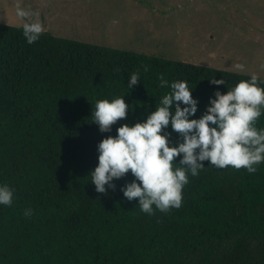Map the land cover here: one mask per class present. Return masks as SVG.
Segmentation results:
<instances>
[{"label": "trees", "instance_id": "16d2710c", "mask_svg": "<svg viewBox=\"0 0 264 264\" xmlns=\"http://www.w3.org/2000/svg\"><path fill=\"white\" fill-rule=\"evenodd\" d=\"M133 73L140 81L130 89ZM160 76L189 82L199 100L190 118L215 91L251 77L49 32L28 44L22 27L0 24V184L15 189L13 204L0 205V264H264V163L249 174L205 161L189 174L182 206L153 215L120 191L130 172L105 194L91 183L98 143L146 119L170 91ZM121 96L127 118L101 133L96 101ZM255 126L264 128V115Z\"/></svg>", "mask_w": 264, "mask_h": 264}, {"label": "clouds", "instance_id": "9594fccd", "mask_svg": "<svg viewBox=\"0 0 264 264\" xmlns=\"http://www.w3.org/2000/svg\"><path fill=\"white\" fill-rule=\"evenodd\" d=\"M16 17L23 21V36L28 44L39 40L45 31L38 10L16 5ZM237 70L245 65L237 63ZM264 67V65H262ZM161 88L170 91L160 99L146 119L134 125L122 124L115 136L103 138L97 145L98 164L90 171L91 183L98 193L116 189L114 180L129 172L134 179L120 188L123 196L132 201L138 198L139 209L147 215L154 210L166 213L179 209L183 202V188L192 177L199 175L208 161L211 167L236 170L245 169L254 174L257 165L264 163V128L258 129L256 121L264 115V87L256 74L239 81L225 94L217 90L209 97L205 112L199 118V100L193 98L187 80L171 83L159 78ZM140 81L139 73L128 79L132 89ZM210 83L226 85L224 79ZM183 105V107H182ZM174 107V111H173ZM130 105L124 96L97 100L91 116L101 133L111 132L112 126L127 118ZM172 132L178 133L176 143H171ZM179 157L178 162H174ZM15 189L7 183L0 184V205L11 206ZM32 210L25 211L31 216Z\"/></svg>", "mask_w": 264, "mask_h": 264}, {"label": "rangeland", "instance_id": "374dc122", "mask_svg": "<svg viewBox=\"0 0 264 264\" xmlns=\"http://www.w3.org/2000/svg\"><path fill=\"white\" fill-rule=\"evenodd\" d=\"M17 4L56 37L264 79V0H0V24Z\"/></svg>", "mask_w": 264, "mask_h": 264}]
</instances>
